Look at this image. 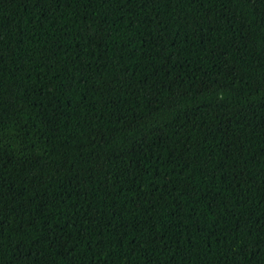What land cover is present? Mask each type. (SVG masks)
<instances>
[{"label": "trees", "instance_id": "16d2710c", "mask_svg": "<svg viewBox=\"0 0 264 264\" xmlns=\"http://www.w3.org/2000/svg\"><path fill=\"white\" fill-rule=\"evenodd\" d=\"M0 264H264V0H0Z\"/></svg>", "mask_w": 264, "mask_h": 264}]
</instances>
